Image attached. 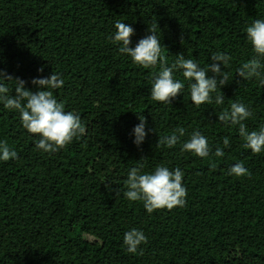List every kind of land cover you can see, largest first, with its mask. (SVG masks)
Listing matches in <instances>:
<instances>
[{
	"label": "trees",
	"instance_id": "16d2710c",
	"mask_svg": "<svg viewBox=\"0 0 264 264\" xmlns=\"http://www.w3.org/2000/svg\"><path fill=\"white\" fill-rule=\"evenodd\" d=\"M255 19H264V0H0V69L32 91L33 78L60 73L65 83L53 94L86 128L45 153L19 113L0 103V141L18 154L0 161V264H264V152L244 148L239 126L218 120L242 102L253 113L243 121L248 130L264 125V86L236 74L255 55L246 35ZM117 20L134 29L130 47L155 27L169 65L181 53L201 67L214 52L228 54L230 81L211 94L213 103L197 107L176 71L182 93L171 103L152 100L159 66L145 69L119 52L110 39ZM221 92L225 101L217 105ZM138 115L147 121L140 146ZM177 127L186 130L180 142L158 148L159 137ZM194 130L208 139L209 157L181 150ZM217 146L223 157L214 156ZM237 162L251 175H230ZM141 165L142 172L179 167L185 206L149 214L142 201L125 198L128 171ZM132 228L148 238L142 255L123 243Z\"/></svg>",
	"mask_w": 264,
	"mask_h": 264
},
{
	"label": "clouds",
	"instance_id": "9594fccd",
	"mask_svg": "<svg viewBox=\"0 0 264 264\" xmlns=\"http://www.w3.org/2000/svg\"><path fill=\"white\" fill-rule=\"evenodd\" d=\"M116 31L110 37L113 43L120 45L119 52L132 58L133 63L145 69L156 68L158 72L153 73L150 96L154 101L171 103L172 99L182 93L185 84L174 78L176 71L182 72L187 80L190 99L193 104L199 107L201 104L213 103L212 93L227 84L229 73L224 69L229 64L231 56L223 52H214L210 56V63L207 67H201L195 60L185 58L181 53L169 65L167 58L162 54L161 42L157 36L156 28H148L150 34L139 39L135 47H130L131 37L134 29L129 24L117 20L114 25ZM248 41L251 43L255 55L244 62L236 70V74L243 80L253 77L259 79L261 86H264V19H255L246 28ZM223 65V68L221 67ZM43 72V66L38 69ZM213 73L209 76L208 73ZM14 82L15 87L10 88L7 82ZM31 83L37 87L32 91L25 87L26 81L19 77H13L5 70L0 69V103L7 110H14L19 117L24 129L29 133L38 135L40 139L36 142V148L45 153H54L67 147L86 133V128L78 113L66 111L65 104L57 100L53 90L63 87L65 81L60 73L53 72L47 77H35ZM13 89L15 94L13 93ZM225 97L221 92L214 98L217 105L224 104ZM253 115L252 111L242 102H233L230 109L218 113V120L226 126L238 125L240 137L245 141L244 148L250 149L253 154L264 152V125L259 130L249 131L243 123ZM140 123L134 126V143L140 146L146 136V118L138 115ZM148 131H154L149 129ZM184 127H177L171 135L160 136L156 146L161 145L168 148L174 147L180 138L185 136ZM225 148L230 147L228 137L223 138ZM182 151L191 152L194 155L206 158L212 153L208 139L199 131L190 133V138L182 143ZM223 149L215 148L214 156L223 157ZM18 154L10 149L7 141H0V161L16 159ZM140 167H132L127 174L125 181L126 191L123 196L130 201H142L146 211L151 214L154 210L184 207L186 204L187 189L182 180L184 173L179 168L169 169L166 166L157 165L152 172H142ZM216 167L215 163L211 168ZM229 174L237 177L250 176V171L242 162H237L229 168ZM147 236L142 230L132 228L125 232L123 243L126 251L132 254H143L139 246L147 243Z\"/></svg>",
	"mask_w": 264,
	"mask_h": 264
}]
</instances>
